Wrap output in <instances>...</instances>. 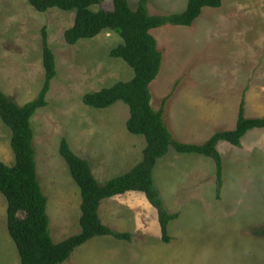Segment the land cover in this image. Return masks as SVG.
<instances>
[{
  "label": "rangeland",
  "instance_id": "374dc122",
  "mask_svg": "<svg viewBox=\"0 0 264 264\" xmlns=\"http://www.w3.org/2000/svg\"><path fill=\"white\" fill-rule=\"evenodd\" d=\"M128 2L135 9L139 0ZM187 2L148 0V11L179 13ZM112 6V0H105L91 8ZM73 22L74 11L53 7L42 12L27 0H0V90L19 105L37 97L45 78L43 28L55 55L47 105L31 119L54 243L81 230V194L59 153L61 139L89 162L100 184L128 172L145 147L143 136L126 128L125 103L106 108L83 103L86 93L133 77L129 65L110 56L122 43L120 35L104 30L70 45L64 32ZM151 33L163 53L161 70L151 83L153 106L160 109L170 95L163 110L177 139L202 143L218 130L233 129L242 98L247 117L264 116V0H223L219 8H203L192 26L164 25ZM10 139L11 130L0 118V162L7 165L15 161ZM217 147L223 180L219 195L212 158L170 149L158 160L155 182L168 211L179 213L169 223V243L161 233L135 234L128 211L119 223L116 216L107 220L101 213L111 229L131 233V241L95 236L61 264H264V128L247 132L240 147L226 141ZM6 205L0 193V264H21L7 230ZM139 220L144 229L143 217Z\"/></svg>",
  "mask_w": 264,
  "mask_h": 264
},
{
  "label": "trees",
  "instance_id": "16d2710c",
  "mask_svg": "<svg viewBox=\"0 0 264 264\" xmlns=\"http://www.w3.org/2000/svg\"><path fill=\"white\" fill-rule=\"evenodd\" d=\"M38 11L59 8L74 11V22L65 30L67 44L75 45L81 39H91L104 30L115 31L122 43L110 51L113 58L122 59L133 70L128 81H118L110 87L83 96V103L94 108H106L122 101L129 108L127 130L143 136L145 147L141 160L128 172L104 184L98 183L89 162L71 149L65 138L59 144V153L65 160L72 179L81 194L80 232L54 243L46 212L44 195L36 169V152L33 146L34 131L31 119L36 111L47 105L46 95L56 76L55 55L48 44L46 30H42V61L45 78L35 99L23 105L0 90V118L11 130L10 145L14 164L0 162V193L6 200L8 233L16 245L21 264H61L76 248L95 236H112L131 241L132 234L113 230L102 223L99 216L101 201L128 191L144 193L156 209L161 240L171 241L168 226L179 213L168 211L154 179L153 171L158 160L170 149L179 154H199L212 158L216 167V191L222 187V157L217 149L220 141L240 147L242 138L252 129L264 128V116L249 118L245 114L242 98L236 125L230 130H218L202 143H186L177 139L165 118L164 106L170 95L162 100L160 109L153 106L151 83L159 75L163 53L151 30L164 25L192 26L203 8H219L223 0H188L179 13L151 15L148 0H139L133 9L128 0H112V9L93 10L105 0H27ZM260 233H263L260 231Z\"/></svg>",
  "mask_w": 264,
  "mask_h": 264
},
{
  "label": "crops",
  "instance_id": "0c3cea01",
  "mask_svg": "<svg viewBox=\"0 0 264 264\" xmlns=\"http://www.w3.org/2000/svg\"><path fill=\"white\" fill-rule=\"evenodd\" d=\"M206 105H208V104H206ZM212 105H213V103H211L210 106H212ZM238 110H239V108H238ZM211 116H213V115H211ZM237 116H238V113H237ZM226 130H230V129H226ZM191 133H193V132H190L189 134H191ZM208 133L211 134V131ZM201 140H203V139H201ZM206 140H204V141H206ZM217 149H218V147H217ZM36 169H37V166H36ZM141 193L142 192H139V191H128L124 194H120V195H116V196H113L110 198L103 199L101 201L100 206H99V216H100L102 223L108 227L110 226L107 222L104 221V219L101 216V213L104 214V218H107V220H109L108 218L110 217V215L116 216V219H117L116 221L119 223L120 222L119 218L123 217L124 214H126V212L128 211V212H130V214H132V217H133V231L135 234L143 233V235H145V233H146L147 235L150 236V235L160 233L159 223H154V220L152 221V219H151V217H154V215H155L154 211H156V210H154L155 208L153 206H152L153 207L152 208L148 204L149 203L148 200L146 198L144 199V197ZM123 207L126 210H124ZM142 217H143V220H142ZM139 219L142 220L143 225L145 226L144 229L141 228V226L139 224L140 223Z\"/></svg>",
  "mask_w": 264,
  "mask_h": 264
}]
</instances>
